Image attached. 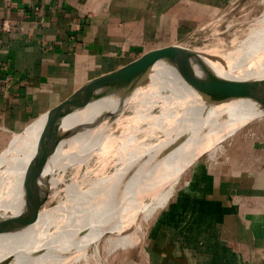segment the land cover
Wrapping results in <instances>:
<instances>
[{
  "label": "bare ground",
  "instance_id": "6f19581e",
  "mask_svg": "<svg viewBox=\"0 0 264 264\" xmlns=\"http://www.w3.org/2000/svg\"><path fill=\"white\" fill-rule=\"evenodd\" d=\"M260 2L261 14L251 18L244 7L242 15L216 23L197 46L167 51L148 80L124 79L119 90L128 95H112L65 118L75 98L16 134L0 158V262L16 253L10 264H105L117 249L144 241L148 223L195 158L204 151L215 157L222 141L264 112V88L180 76L167 62L199 59L229 79L264 78ZM75 126L79 131L47 163L31 225L11 233L10 219L25 203L30 164L56 134ZM60 172H68L66 178ZM57 178L65 188L50 208L44 196L48 181Z\"/></svg>",
  "mask_w": 264,
  "mask_h": 264
},
{
  "label": "crops",
  "instance_id": "0c3cea01",
  "mask_svg": "<svg viewBox=\"0 0 264 264\" xmlns=\"http://www.w3.org/2000/svg\"><path fill=\"white\" fill-rule=\"evenodd\" d=\"M232 1L0 0V153L58 105L179 44ZM262 159L258 170L235 158L197 167L195 198L179 200L193 228L153 235L144 264H264Z\"/></svg>",
  "mask_w": 264,
  "mask_h": 264
},
{
  "label": "rangeland",
  "instance_id": "374dc122",
  "mask_svg": "<svg viewBox=\"0 0 264 264\" xmlns=\"http://www.w3.org/2000/svg\"><path fill=\"white\" fill-rule=\"evenodd\" d=\"M260 1L261 0H233L228 7L221 11L217 18L204 24L202 27L191 33L178 45L182 44L184 46L191 47L197 46L204 40L205 37L209 35L211 28L216 23L221 20H228L233 16H240V11L244 7H246V10L243 13H247V16H250L251 18L261 14L263 12V5ZM225 25L226 24L222 25V28H225ZM241 127L236 134L221 142L220 149L225 150V152H221L215 157H212L210 155V151H204L195 158L193 162L194 164L190 168L185 169L186 171H184L181 184L176 193L171 197L168 204L163 209L159 210L151 222L148 223L144 241L142 240L136 247L117 249L105 259L103 258L105 260V264L148 263V249H150L153 245V235L162 234V238H164L165 230L168 231L170 235H178V232H180V230L185 231L188 225V229L193 228L191 227L190 219L183 217V221L180 220L182 215L184 216L187 213L185 209H182L183 203H179V200L185 195H190L195 198L196 184L193 182V178L195 175L199 174H196L195 172L197 167L217 163V161H227L228 159L235 158L243 165L244 160L246 159L248 161L247 163L251 164L249 166L258 170V167L261 165V161H263V159L261 160V156L264 157V112L252 122ZM15 135L11 136V138L7 140V143L5 144L7 146L4 145L0 156L8 149ZM68 172H60L59 176L64 175V178H66ZM64 188V181L61 182L58 178L55 181H48L46 194L44 196V203L47 202L50 208H54L56 205V202L53 201L55 197L54 195ZM62 194V196H64V193ZM174 203H176L175 205L177 206L173 208ZM205 222L206 220L200 221L199 226L202 227L204 225L203 227L206 229L207 223L205 225ZM107 233H110V231ZM192 237H195V235L190 236V238Z\"/></svg>",
  "mask_w": 264,
  "mask_h": 264
},
{
  "label": "water",
  "instance_id": "95a60500",
  "mask_svg": "<svg viewBox=\"0 0 264 264\" xmlns=\"http://www.w3.org/2000/svg\"><path fill=\"white\" fill-rule=\"evenodd\" d=\"M176 46H178V44L149 55L139 61L132 63L131 65L122 67L112 76L89 85L51 111L61 107L62 105L75 98H78L76 103L66 115L65 118H67V116H70L77 111L83 110L89 105L100 100H104L112 95H128L130 92L119 90V88L121 87V82L124 79L128 78H140L142 80H148V77L153 73L156 64L159 62V58L167 51L173 49ZM167 64L172 67L180 76L193 75L207 81L215 82L219 85L247 86L251 83L264 88V78L247 80L229 79L220 75L209 63H206L199 59L179 58L169 60ZM259 95L262 96L263 94L260 93ZM56 122L58 121H54V124L52 123L51 125H55ZM80 127L81 126L71 127L65 129L62 133L56 134L30 164L24 185L25 203L20 211L13 214L10 219L11 233L20 232L31 225L33 215L38 208L41 200L43 175L47 163L49 162L53 154L57 151L59 146L70 137L75 135L79 131ZM23 133L24 131L18 134L21 135ZM10 146L11 143L9 147ZM16 257L17 255L16 253H14L11 256L3 259L0 264H10Z\"/></svg>",
  "mask_w": 264,
  "mask_h": 264
}]
</instances>
